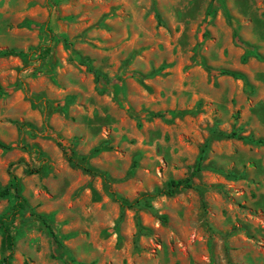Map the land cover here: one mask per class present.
<instances>
[{
    "label": "rangeland",
    "instance_id": "rangeland-1",
    "mask_svg": "<svg viewBox=\"0 0 264 264\" xmlns=\"http://www.w3.org/2000/svg\"><path fill=\"white\" fill-rule=\"evenodd\" d=\"M3 49L11 264H64L29 212L85 264H264V0H0Z\"/></svg>",
    "mask_w": 264,
    "mask_h": 264
},
{
    "label": "trees",
    "instance_id": "trees-1",
    "mask_svg": "<svg viewBox=\"0 0 264 264\" xmlns=\"http://www.w3.org/2000/svg\"><path fill=\"white\" fill-rule=\"evenodd\" d=\"M213 3H218V0H212ZM51 48L49 45H47L41 55L40 59L46 58L50 54ZM24 52L18 51L15 49H3L0 51V55L2 56H22ZM99 75H97L98 77ZM98 79H100L98 77ZM110 85L109 83H107ZM16 87V86H15ZM15 89V88H14ZM4 92L0 90V96ZM169 113H157L156 116L158 117H167ZM24 125H19V131H22ZM6 146L0 142V148H5ZM37 153L39 154L38 149L35 148ZM69 160L72 161L73 158L69 157ZM10 178L11 181L9 185L5 188L0 190V198H3L7 196L10 192H13L16 196V202L14 205L6 212L0 215V238H1V243H0V251H1V258H0V264H11L12 256L15 251V244H16V238L13 233L14 229V223L17 218V216L26 211L27 209V204L24 198L21 197L20 192H21V185L16 176L13 173H10ZM190 182L189 179L186 180H170L167 184L168 189L164 192L165 195L167 196H173L174 192L180 188H189L190 187ZM120 202L121 206H128V202L123 199V198H117ZM29 216L40 220L43 222L46 227L50 230L52 233L54 243H55V256L59 258L64 264H85L82 262H78L74 260L71 256H69L64 249L63 244L60 242V240L55 236V234L52 231L51 224L48 222V220L43 216L39 215L33 212H29Z\"/></svg>",
    "mask_w": 264,
    "mask_h": 264
}]
</instances>
